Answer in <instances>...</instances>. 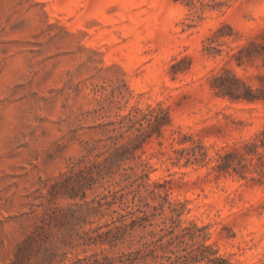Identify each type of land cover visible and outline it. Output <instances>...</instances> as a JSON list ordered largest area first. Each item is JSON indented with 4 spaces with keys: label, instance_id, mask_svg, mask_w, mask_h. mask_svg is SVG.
<instances>
[{
    "label": "rangeland",
    "instance_id": "1",
    "mask_svg": "<svg viewBox=\"0 0 264 264\" xmlns=\"http://www.w3.org/2000/svg\"><path fill=\"white\" fill-rule=\"evenodd\" d=\"M263 131L264 0H0V264H264Z\"/></svg>",
    "mask_w": 264,
    "mask_h": 264
},
{
    "label": "trees",
    "instance_id": "2",
    "mask_svg": "<svg viewBox=\"0 0 264 264\" xmlns=\"http://www.w3.org/2000/svg\"><path fill=\"white\" fill-rule=\"evenodd\" d=\"M215 81L216 83L213 87L217 89L216 93L218 95L229 97L233 101H254L256 99V97L253 95V90L248 87L246 83L236 77H233L232 80H229V78H226V76L219 75L215 77ZM242 88H246V90L243 91ZM160 128L161 124H156L155 130L158 131V133L160 132ZM259 146H264V131L258 135L253 142L244 144L241 150L235 149L232 152L219 155L216 159L217 164L214 169L220 172L232 169L236 174L240 175L244 179H247L246 174L253 170L255 173H257L258 178L251 177V180L263 183L264 157L262 153L259 152ZM207 259L211 264H217V262L229 264L228 261L221 257H208Z\"/></svg>",
    "mask_w": 264,
    "mask_h": 264
}]
</instances>
